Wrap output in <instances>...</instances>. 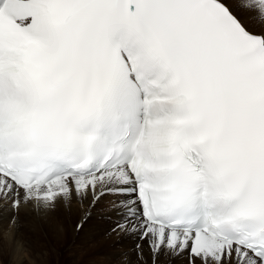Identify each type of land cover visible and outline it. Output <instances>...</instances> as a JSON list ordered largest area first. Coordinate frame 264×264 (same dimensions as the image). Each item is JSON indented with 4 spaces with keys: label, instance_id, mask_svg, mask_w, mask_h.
Here are the masks:
<instances>
[{
    "label": "snow or ice",
    "instance_id": "obj_1",
    "mask_svg": "<svg viewBox=\"0 0 264 264\" xmlns=\"http://www.w3.org/2000/svg\"><path fill=\"white\" fill-rule=\"evenodd\" d=\"M106 196L121 264H264V0H0V201Z\"/></svg>",
    "mask_w": 264,
    "mask_h": 264
},
{
    "label": "bare ground",
    "instance_id": "obj_2",
    "mask_svg": "<svg viewBox=\"0 0 264 264\" xmlns=\"http://www.w3.org/2000/svg\"><path fill=\"white\" fill-rule=\"evenodd\" d=\"M112 199L108 196L103 197L90 213L87 200L81 204L73 199L67 208L58 202L55 211L40 213L35 211L32 204H21L14 211L11 203L0 201V225H6L4 221L7 214L16 215L18 212L24 214L23 219L28 228L32 226L40 232L28 236L29 238L22 237L23 232L19 231L22 221L17 220L15 226L9 228V241L6 239L1 241L0 252L3 258L16 252L13 246L16 243L18 245L23 239L27 242L28 248V252L24 249L28 253V260L25 258L26 264H52V260L57 263L61 251L67 253V259L71 264H121L124 253H130L138 241L134 235L117 236L115 233L109 235L114 217L110 213H105ZM99 216L106 218L97 220ZM144 255L148 257L147 250ZM9 264H24V262L22 257L17 258L16 261L12 258ZM158 264H187V262L182 257L171 258L161 255Z\"/></svg>",
    "mask_w": 264,
    "mask_h": 264
},
{
    "label": "rangeland",
    "instance_id": "obj_3",
    "mask_svg": "<svg viewBox=\"0 0 264 264\" xmlns=\"http://www.w3.org/2000/svg\"><path fill=\"white\" fill-rule=\"evenodd\" d=\"M108 212H106L105 214H107ZM9 217H8V216ZM6 215V219H5V223H6V225H0V236H1V238H0V244H1V241H3L4 239H6L7 241H9V234H10V230H9V228L11 229L12 227H10V220H11V218L14 216V214L13 215H10V214H7ZM16 220H15V223H16V221L17 220H21L22 222H21V224H20V226H19V231H22L23 232V236L22 237H27V238H29L28 236H31V235H33L34 233H40L37 229H35L34 227H32V226H30L29 228H28V226H27V224L24 222V219H23V217H25L24 216V214L23 213H16ZM22 218V219H21ZM101 218H106V217H97V220H101ZM7 223H8V225H7ZM114 223V222H113ZM23 225V226H22ZM113 225V224H112ZM14 226H15V224H14ZM5 228V229H4ZM38 231V232H37ZM28 233V234H27ZM6 235H8V236H6ZM4 237H6V238H4ZM26 241H24L23 239H21V241L20 242H18V245H17V243H16V245H17V247H16V245H14L13 246V250L14 251H16V252H13V253H11L10 255H7V254H9V253H7L6 255H7V257L6 258H3V255H2V253L0 252V264H9V260L10 259H12L13 258V260L14 261H16L17 260V258L19 259V258H21L22 257V261L24 262V264H26L27 263V261H26V259L28 260V248H27V245H26ZM15 249H17V250H15ZM27 251H25V250ZM18 251V252H17ZM17 254V255H16ZM25 255V256H24ZM67 253L66 252H64V251H61L60 252V254H59V259H58V262L57 263H55L53 260L51 261V263L52 264H71L69 261H68V259H67ZM8 256H10V257H8ZM13 256H15V257H17V258H15V257H13ZM24 256V257H23ZM24 258V259H23ZM26 258V259H25ZM119 261V260H118ZM2 262V263H1ZM115 263V262H114Z\"/></svg>",
    "mask_w": 264,
    "mask_h": 264
}]
</instances>
